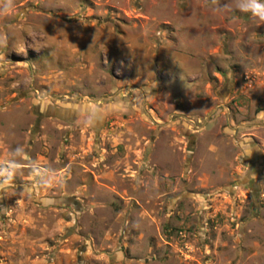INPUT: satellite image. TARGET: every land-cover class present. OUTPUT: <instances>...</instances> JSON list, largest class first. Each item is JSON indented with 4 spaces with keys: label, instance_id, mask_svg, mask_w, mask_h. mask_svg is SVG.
<instances>
[{
    "label": "rangeland",
    "instance_id": "1",
    "mask_svg": "<svg viewBox=\"0 0 264 264\" xmlns=\"http://www.w3.org/2000/svg\"><path fill=\"white\" fill-rule=\"evenodd\" d=\"M0 8V264H264V24L213 0Z\"/></svg>",
    "mask_w": 264,
    "mask_h": 264
},
{
    "label": "clouds",
    "instance_id": "2",
    "mask_svg": "<svg viewBox=\"0 0 264 264\" xmlns=\"http://www.w3.org/2000/svg\"><path fill=\"white\" fill-rule=\"evenodd\" d=\"M13 3L14 0H7L8 7H11ZM213 5L217 13L230 10L239 11L264 24V0H226L223 4L220 0H213ZM5 11L6 9L0 8V14H4Z\"/></svg>",
    "mask_w": 264,
    "mask_h": 264
}]
</instances>
